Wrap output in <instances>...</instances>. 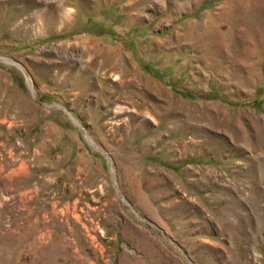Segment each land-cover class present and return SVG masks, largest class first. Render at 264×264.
Returning a JSON list of instances; mask_svg holds the SVG:
<instances>
[{
    "label": "rangeland",
    "instance_id": "1",
    "mask_svg": "<svg viewBox=\"0 0 264 264\" xmlns=\"http://www.w3.org/2000/svg\"><path fill=\"white\" fill-rule=\"evenodd\" d=\"M0 264H264V0H0Z\"/></svg>",
    "mask_w": 264,
    "mask_h": 264
},
{
    "label": "bare ground",
    "instance_id": "2",
    "mask_svg": "<svg viewBox=\"0 0 264 264\" xmlns=\"http://www.w3.org/2000/svg\"><path fill=\"white\" fill-rule=\"evenodd\" d=\"M262 9V8H261Z\"/></svg>",
    "mask_w": 264,
    "mask_h": 264
}]
</instances>
